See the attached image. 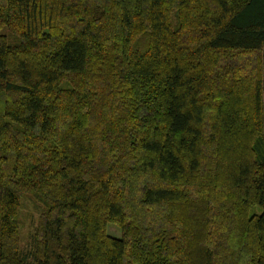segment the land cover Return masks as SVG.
Instances as JSON below:
<instances>
[{
	"label": "trees",
	"instance_id": "1",
	"mask_svg": "<svg viewBox=\"0 0 264 264\" xmlns=\"http://www.w3.org/2000/svg\"><path fill=\"white\" fill-rule=\"evenodd\" d=\"M0 264H264V0H0Z\"/></svg>",
	"mask_w": 264,
	"mask_h": 264
},
{
	"label": "rangeland",
	"instance_id": "2",
	"mask_svg": "<svg viewBox=\"0 0 264 264\" xmlns=\"http://www.w3.org/2000/svg\"><path fill=\"white\" fill-rule=\"evenodd\" d=\"M39 204L35 201L30 194L26 193L20 198V206L18 217L20 219L19 225V244L23 248L28 242L29 234L33 229V226L36 221V216L39 209ZM256 210L259 208L254 207ZM106 232L108 234L119 236L120 230L119 227L113 222L106 223Z\"/></svg>",
	"mask_w": 264,
	"mask_h": 264
}]
</instances>
